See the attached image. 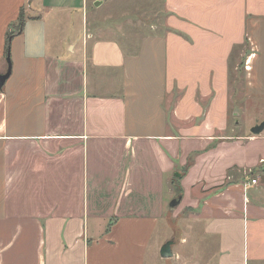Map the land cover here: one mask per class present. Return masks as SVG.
<instances>
[{"label": "crops", "instance_id": "1", "mask_svg": "<svg viewBox=\"0 0 264 264\" xmlns=\"http://www.w3.org/2000/svg\"><path fill=\"white\" fill-rule=\"evenodd\" d=\"M163 4L167 30L121 42L80 39L89 0H0L1 75L27 17L0 90V264L157 263L169 179L195 153L201 263L264 264V135L229 121L236 60L264 105V0ZM190 243L166 261L199 264Z\"/></svg>", "mask_w": 264, "mask_h": 264}, {"label": "rangeland", "instance_id": "2", "mask_svg": "<svg viewBox=\"0 0 264 264\" xmlns=\"http://www.w3.org/2000/svg\"><path fill=\"white\" fill-rule=\"evenodd\" d=\"M105 4L100 7H95L94 0H89L88 13L86 15L85 24L81 27L82 34L80 39L88 33L94 34L95 38L91 41H94L96 38H117L119 41H124L123 39H136L138 35L150 34L152 29L156 31H165V22L169 13L166 11L163 4V0H104ZM77 25V24H76ZM90 48V47H89ZM241 53L240 50H237V55ZM239 58V57H238ZM241 60H236L235 65L238 69L237 71L231 68V81L230 86L232 87L231 91V104L230 109V127L233 128L231 135H248L254 136L251 133V130L264 122V105L256 103V101H247L243 98V82H242V64ZM234 71V73H233ZM259 104V105H258ZM240 112V113H238ZM238 113V116H234ZM264 135V131L259 136ZM185 169L184 166L176 167L174 174L183 173ZM187 176V175H186ZM183 178V177H182ZM177 179L173 175L169 179V186L166 189V203L165 208V220L160 224L158 228L157 239L161 241L162 246L168 241H175L177 244V239L179 236L188 237L190 240L189 251L192 252L196 245H198V240L195 237L200 235L201 232L195 224H193L188 219V214L191 212V209L187 206L188 200L190 199V188L188 181L184 177L183 179ZM167 186V185H166ZM183 190V201L177 208L171 209L170 203L172 200L178 198L179 190ZM203 190L199 193H193L194 198L200 200L203 195ZM185 195L187 197H185ZM197 196V197H196ZM196 197V198H195ZM190 235V236H188ZM202 238V237H201ZM202 243V241H200ZM200 243V244H201ZM197 247H195L196 249ZM194 249V250H195ZM178 251V249H176ZM183 253L188 252V246L180 249ZM179 251V252H180ZM197 251L201 255V262L207 260V254L203 251V245H201V250L197 248ZM157 263H154L151 258L148 259V264H170L171 259H158ZM173 264H176L175 260L172 261Z\"/></svg>", "mask_w": 264, "mask_h": 264}, {"label": "water", "instance_id": "3", "mask_svg": "<svg viewBox=\"0 0 264 264\" xmlns=\"http://www.w3.org/2000/svg\"><path fill=\"white\" fill-rule=\"evenodd\" d=\"M101 4H102L101 2H96L95 7H100ZM11 74H12V64L10 62V58H8V70H7L6 74H4V75L0 74V90L4 87L7 80L10 78ZM263 131H264V122L255 126L251 130V133L254 136H259ZM175 178L179 179V178H181V175L179 173H176ZM182 200H183V197H181V196L172 200V202L170 203V208L171 209L177 208L182 203ZM174 244H175L174 240L168 241L167 243L164 244V246L161 248V251H160V256L162 259H171L174 257V254L172 251V246Z\"/></svg>", "mask_w": 264, "mask_h": 264}, {"label": "trees", "instance_id": "4", "mask_svg": "<svg viewBox=\"0 0 264 264\" xmlns=\"http://www.w3.org/2000/svg\"><path fill=\"white\" fill-rule=\"evenodd\" d=\"M26 20H27V17L25 16L24 12H22L20 14L17 22L15 24H12V26L10 27V30L7 33V39H6V54H7L8 58H10V47H11L12 39L15 37V35H18V34H20L23 31ZM212 148L213 147H210V149H212ZM197 154L198 153H195V154L191 155L188 158V161H187V163L185 165L184 172L180 174L181 175V178L182 177L183 178L186 177V175L188 174L190 168L194 164V157ZM253 173H254V171H253ZM183 195H184L183 190H182V188H180L178 197H180V196L183 197Z\"/></svg>", "mask_w": 264, "mask_h": 264}, {"label": "built area", "instance_id": "5", "mask_svg": "<svg viewBox=\"0 0 264 264\" xmlns=\"http://www.w3.org/2000/svg\"><path fill=\"white\" fill-rule=\"evenodd\" d=\"M257 183L256 180H252L251 183L249 185H255Z\"/></svg>", "mask_w": 264, "mask_h": 264}]
</instances>
